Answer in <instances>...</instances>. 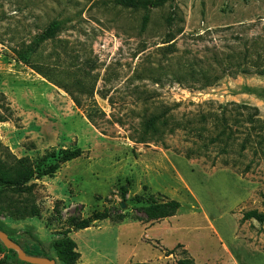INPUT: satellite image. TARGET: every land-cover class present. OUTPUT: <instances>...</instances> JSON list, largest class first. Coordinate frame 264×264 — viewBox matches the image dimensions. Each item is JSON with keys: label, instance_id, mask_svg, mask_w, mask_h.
Returning a JSON list of instances; mask_svg holds the SVG:
<instances>
[{"label": "rangeland", "instance_id": "374dc122", "mask_svg": "<svg viewBox=\"0 0 264 264\" xmlns=\"http://www.w3.org/2000/svg\"><path fill=\"white\" fill-rule=\"evenodd\" d=\"M135 1L0 0V159H29L40 211L13 216L0 174V229L68 264L59 246L72 219L109 208L71 227L75 264H264V222L242 220L264 211V154L245 141L264 130V0ZM52 22L54 39L19 60ZM244 105L260 110L254 124ZM164 110L184 126L138 141L144 117ZM223 115L234 136L211 143ZM75 147L82 156L37 176ZM168 198L177 213L150 219L144 207ZM0 264L33 263L0 240Z\"/></svg>", "mask_w": 264, "mask_h": 264}, {"label": "trees", "instance_id": "16d2710c", "mask_svg": "<svg viewBox=\"0 0 264 264\" xmlns=\"http://www.w3.org/2000/svg\"><path fill=\"white\" fill-rule=\"evenodd\" d=\"M121 3L126 5H135V0H120ZM162 0L154 1V5H159ZM148 22V16L144 17V26ZM60 26L58 22H52L45 31L36 38L35 43L31 45L28 49L19 51L18 59L24 62L28 61V54H37L41 45L47 40L54 39ZM36 66V65H35ZM38 68V67H37ZM75 100L80 103V101L74 97ZM232 104L238 105L233 102ZM239 106V105H238ZM245 110H251L255 112L247 113V122L254 124L255 115L260 111L257 107L250 105H244ZM8 109V107L6 108ZM243 109H240V111ZM169 110H164L162 112H154L144 117L141 122V133L138 137V141L145 142L149 140H160L168 133H174L178 128L183 127L182 121L175 120L174 117L169 114ZM244 112V111H242ZM226 114V113H225ZM242 115H245L244 113ZM226 115H223L222 124L224 127L218 132L215 137L212 138L211 143H218L219 141H225V139H232L234 136L231 125L225 123ZM8 119V116L0 114V122ZM219 121V120H218ZM237 122L239 120H236ZM253 126V125H252ZM255 128V127H254ZM245 141L248 144H252L253 141H257L259 149L264 154V130L258 132H248L245 137ZM229 141L226 142L228 147ZM246 143L242 145L246 148ZM84 150L81 147L66 148L61 151V157L53 164H49L43 169L38 168L37 176L42 177L45 175H53L63 163L70 160L76 159L82 156ZM193 154H200L198 149H191L186 152V157H191ZM0 159V174L3 175L8 183V186L3 190L12 192L16 197L13 199L15 208L12 209L11 213L16 218H25L37 216L39 214V208L35 203V183H31L32 178L35 176V170L30 163L28 158H18L11 152ZM181 203L177 199L168 198L162 201H152L150 204L146 205L144 208L147 215L152 220H161L167 217L174 216ZM111 215L110 209L106 208L102 212H94L90 216L79 219H72V225L74 229H85L91 227L96 221L104 220L109 218ZM256 219L259 222H264V211H259L257 209H252L246 211L242 217V220ZM69 227L64 232V238L60 241L59 253L66 260L68 264H75L80 258L81 254L77 250V242L69 236L72 228ZM173 251H170L172 253ZM188 252L186 251V254ZM49 257V256H47ZM128 264H162V263H151V262H130ZM176 264H197L195 259L186 255L178 259Z\"/></svg>", "mask_w": 264, "mask_h": 264}, {"label": "water", "instance_id": "95a60500", "mask_svg": "<svg viewBox=\"0 0 264 264\" xmlns=\"http://www.w3.org/2000/svg\"><path fill=\"white\" fill-rule=\"evenodd\" d=\"M0 240L7 248L17 251L21 260L33 264H56V260L47 256H38L28 254L19 243L14 241L7 232L0 229Z\"/></svg>", "mask_w": 264, "mask_h": 264}]
</instances>
